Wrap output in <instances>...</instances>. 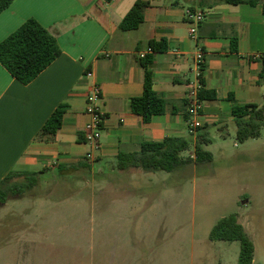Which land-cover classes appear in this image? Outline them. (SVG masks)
I'll return each instance as SVG.
<instances>
[{"label":"crops","instance_id":"1","mask_svg":"<svg viewBox=\"0 0 264 264\" xmlns=\"http://www.w3.org/2000/svg\"><path fill=\"white\" fill-rule=\"evenodd\" d=\"M135 1L16 0L0 15V42L32 18L57 40L61 50L59 57L27 85L0 65V180L12 171L40 172L74 165L87 155L91 158L85 161L91 168L114 167L118 154L138 152L144 142L167 137L191 136L194 151L198 132L189 131L182 102L197 101L200 65L204 89L216 93L215 100L198 101L200 113L193 118L205 141H210L207 145L214 141L212 131L223 134L234 124L233 103L264 105L261 5L143 0L148 3L143 22L136 30L122 31L118 25ZM197 12L203 14V20L191 39L188 16ZM151 41L164 42L166 51L151 52ZM200 52L202 61L198 63ZM141 55L152 58L148 69L154 91L176 104L175 108L168 105L163 115L152 117L149 123L129 110L130 99L139 97L143 90ZM86 72L93 74L102 94L99 108L104 120L96 149L85 138V127L91 122L84 112L91 84L85 79ZM59 106L64 113L55 139L37 141L42 126ZM181 157L194 163L191 155ZM131 171L124 173L137 179L144 176V172L138 175L136 170L131 175ZM129 190L123 188L122 195L135 198L136 193ZM232 214L252 242V225L264 221V211L239 208Z\"/></svg>","mask_w":264,"mask_h":264},{"label":"rangeland","instance_id":"2","mask_svg":"<svg viewBox=\"0 0 264 264\" xmlns=\"http://www.w3.org/2000/svg\"><path fill=\"white\" fill-rule=\"evenodd\" d=\"M220 134L204 147L211 162L170 173L45 168L37 188L0 205V264H237L239 243L208 234L239 208L264 211V128L244 143L234 124ZM181 155L194 159L191 148ZM250 236L264 264V221Z\"/></svg>","mask_w":264,"mask_h":264},{"label":"trees","instance_id":"3","mask_svg":"<svg viewBox=\"0 0 264 264\" xmlns=\"http://www.w3.org/2000/svg\"><path fill=\"white\" fill-rule=\"evenodd\" d=\"M16 0H0V15L6 11ZM108 2L112 0H106ZM220 4H248L250 6L261 5L264 12V1L262 0H215ZM148 3L137 0L124 16L119 29L122 31L136 30L143 22V11ZM149 50L153 53L164 52L167 46L164 42L148 43ZM233 49H235L233 47ZM61 54L57 40L43 28L35 19H27L24 23L0 42V65L8 74L22 85H27L36 79L46 68H48ZM152 58L144 56L139 60L143 68V90L139 97L129 101V110L132 114L142 118L144 123H149L154 116L163 115L168 105L175 108V103L166 102L153 89L152 74L148 69ZM199 83L201 89L197 93L199 102L215 100L216 93L204 89L203 67L199 66ZM184 108V119L190 121L188 101L182 102ZM63 106L57 107L46 120L39 131L36 140L50 142L55 139L57 131L62 125ZM200 113V110L198 111ZM234 125L236 126V140L244 143L254 140L261 135L264 128V105L233 103L231 110ZM189 131L192 129L189 127ZM197 130L199 138L194 146L195 164L211 162L212 156L203 149L204 145L210 143L205 141L202 129ZM192 144L191 136L167 137L159 142H144L138 152L120 153L115 158L114 168L121 172L139 170L149 172H173L179 167L189 165L191 158H182L181 154L189 150ZM82 172V175L91 173L92 168L88 162L83 160L74 165H59L56 176L67 177L70 172ZM43 171L40 172H18L12 171L0 180V205H5L9 200H14L38 187ZM208 239L210 241L238 242L239 254L238 264H252L254 247L242 226L238 223L234 214H230L217 221L211 228Z\"/></svg>","mask_w":264,"mask_h":264},{"label":"built area","instance_id":"4","mask_svg":"<svg viewBox=\"0 0 264 264\" xmlns=\"http://www.w3.org/2000/svg\"><path fill=\"white\" fill-rule=\"evenodd\" d=\"M190 22L189 36L191 39H195L196 30L198 24L203 20V14L201 12L193 13L188 16ZM144 55H141L140 58H143ZM196 60L198 63L202 61V53H198ZM85 79L90 81V87L85 96V109L84 112L87 116L90 117L91 122L85 127V138L88 144H93L94 148H97L96 143L99 140L100 125L104 120L103 113L99 108V102L101 100L102 94L100 87L93 82V74L91 72L85 73ZM200 105L198 100L193 104H190L189 113L190 121L189 126L192 130L197 129L200 125L198 122L193 121V118L197 117L199 114ZM192 119V120H191ZM91 158L90 155H87L85 160L89 161Z\"/></svg>","mask_w":264,"mask_h":264}]
</instances>
